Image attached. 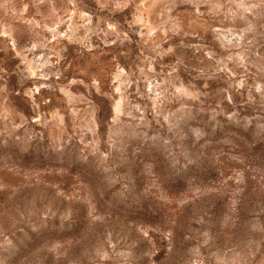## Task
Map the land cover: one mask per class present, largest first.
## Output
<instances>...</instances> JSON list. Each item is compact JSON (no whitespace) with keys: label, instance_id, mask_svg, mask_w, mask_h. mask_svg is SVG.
I'll return each instance as SVG.
<instances>
[{"label":"clouds","instance_id":"clouds-1","mask_svg":"<svg viewBox=\"0 0 264 264\" xmlns=\"http://www.w3.org/2000/svg\"><path fill=\"white\" fill-rule=\"evenodd\" d=\"M29 4L0 19V264H264V0Z\"/></svg>","mask_w":264,"mask_h":264},{"label":"rangeland","instance_id":"rangeland-1","mask_svg":"<svg viewBox=\"0 0 264 264\" xmlns=\"http://www.w3.org/2000/svg\"><path fill=\"white\" fill-rule=\"evenodd\" d=\"M4 3H9V4L13 5L14 7H13L12 11L15 12L18 16H20V18L22 20H29V19H33L34 18V16H33L34 9L29 4V0H0V19H2L4 17V13H5V9L3 7ZM74 19H75V17H74ZM64 27L65 26H61L60 28L57 29V31L63 32V28ZM45 35H46V37L49 40H52V34L50 32L45 31ZM78 35H79V33H78ZM124 35H127V33H124ZM5 39H6V37H4L2 35V30H0V47H3V43L2 42ZM186 39L191 40L193 43L196 42L195 39L191 38V37L186 38ZM61 40L63 41V35L61 36ZM93 41H95V38H93ZM63 42L67 43L66 41H63ZM52 43H55V40H52ZM117 43H118V41L110 40L107 43H105L103 45H100V47H102L104 49V51H105V57H101V59L109 58L108 54H109L110 50L111 49H115L117 47ZM10 47H11V45H9V48ZM72 47H74V46H69V52H71V48ZM93 48L94 49L96 48V43L95 42L93 43ZM132 49H133V54H132L131 58L129 59L128 64H129L130 67H132L133 71H135L136 70L135 65H133L131 63V61L135 59V54H137V50L135 49L134 45L132 46ZM6 51L7 50L0 51V56H4ZM38 55H39V53H38ZM165 61H167V58H165ZM121 67L124 68L125 72L128 71V67H125L123 64H121ZM153 69L155 71L159 70L158 67H156L155 65L153 66ZM44 71H45L44 69H41V73H43ZM33 78H35V77H33ZM49 79H54V77H49ZM156 82L159 83V81H156ZM132 87L134 89L136 87V85H133ZM130 90H132V89H130ZM117 91H119V89ZM116 99L119 100V96H117ZM114 107L116 109H119L120 105L117 104Z\"/></svg>","mask_w":264,"mask_h":264}]
</instances>
